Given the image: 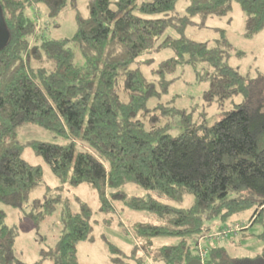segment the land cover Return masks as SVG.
<instances>
[{
    "label": "trees",
    "instance_id": "trees-1",
    "mask_svg": "<svg viewBox=\"0 0 264 264\" xmlns=\"http://www.w3.org/2000/svg\"><path fill=\"white\" fill-rule=\"evenodd\" d=\"M179 1L89 0L87 15L76 12L72 36L50 37L37 5L55 17L75 0H0L10 34L0 49V264H82L79 242L95 239L93 208L78 198L73 209L65 196L82 184L97 192L102 212L115 201L149 211L133 223L145 250L132 253L140 264L148 252L167 264H191L201 236L249 209L242 230L262 221L264 243V71L252 76L228 62L238 52L224 29L207 40L186 35L188 26L228 15L234 2L246 13V34L255 35L264 28V0H185L182 12ZM167 48L173 54L157 59ZM184 65L208 82L203 105L216 103L224 114L207 124L205 115L196 122L181 110L184 127L172 133L176 108L162 98L177 79L168 75ZM27 124L61 140L22 139ZM30 153L56 183L44 182L43 164ZM129 183L146 192L129 194ZM185 194L193 195L189 206L164 201ZM59 203L57 240L33 262L17 256L20 227L8 217L41 227ZM158 236L179 240L154 247ZM220 242L209 246L206 264H264V245L255 255H233ZM108 244L113 262L132 257Z\"/></svg>",
    "mask_w": 264,
    "mask_h": 264
},
{
    "label": "rangeland",
    "instance_id": "rangeland-1",
    "mask_svg": "<svg viewBox=\"0 0 264 264\" xmlns=\"http://www.w3.org/2000/svg\"><path fill=\"white\" fill-rule=\"evenodd\" d=\"M142 0H138L141 2ZM76 7L68 5L59 15L50 17L47 15V8L44 5H37V12L41 18L43 32L50 37H69L72 36L77 29L76 12L87 15L89 12V0H75ZM185 0L178 3L177 10L183 11ZM36 8V7H35ZM35 11V12H36ZM33 14L34 10H33ZM207 26L197 27L188 26L186 35L196 40H207L216 37L221 29L227 32L229 40L238 53L231 54L229 63L237 66L244 74L256 75L258 72L264 71V28L255 35L246 34V13L242 10L238 2H234L233 9L228 15L219 17L211 16L206 20ZM173 32V31H172ZM174 33V32H173ZM173 54L172 49H165L156 55L157 59H162ZM43 63L34 62V65H42ZM168 77H176V81L171 85L170 91L163 96L162 100H172L171 105L176 110L171 115L172 127L171 132L177 133L184 127L182 124L181 110L192 112L194 121H203L205 115L207 124H211L219 120L223 116V111L216 103L210 106L203 105V91L207 88L208 82L203 77H198L195 68L191 65L179 66L177 70L168 75ZM241 97H235L239 100ZM233 106L229 101L224 109H230ZM165 119L160 124H164ZM25 129V128H24ZM26 129L28 135L21 134V138H39L43 140L60 141L61 139L54 136L50 131L34 124H27ZM28 158L33 163H41L44 167V182L54 184L58 181L52 170L45 164L41 157L30 153ZM125 190L129 194L142 195L146 191L136 183H129ZM69 197L73 209L79 208L78 198L87 202L93 208L92 221L94 225L93 234L95 239L92 241H80L78 244V257L82 264H140L134 258L132 253L135 251L136 256H141L145 252L140 245L141 240L133 232V223L138 220L149 218V211L133 209L121 201H115L114 210L110 212H102L99 210V200L97 192L88 186L82 184L78 187L69 188L65 193ZM179 206H189L193 202L192 194H185L182 201H171L164 199ZM61 206L55 213L50 216L41 227L35 225L29 219L16 220L15 217H8L9 222H16L20 227V235L15 242V252L17 256L27 262L35 261L39 256V249L45 244H51L57 240L60 230L62 229ZM60 212V213H59ZM252 209L242 212L233 217L232 224L236 221L249 223ZM214 221H212L213 224ZM219 222L215 220V224ZM230 224V223H228ZM263 229V222L256 221L249 225L247 229L239 231L238 234L223 239L220 243L229 247V251L233 255H255L263 248V241L257 236V233ZM218 230V228L212 229ZM178 238L174 236H158L154 238L153 246L161 244H173L178 242ZM109 242L117 245L122 252L131 255L125 257L122 263H115L111 259ZM143 264H167L155 254L148 252L144 256Z\"/></svg>",
    "mask_w": 264,
    "mask_h": 264
},
{
    "label": "built area",
    "instance_id": "built-area-1",
    "mask_svg": "<svg viewBox=\"0 0 264 264\" xmlns=\"http://www.w3.org/2000/svg\"><path fill=\"white\" fill-rule=\"evenodd\" d=\"M244 227H246L245 223L236 221L233 224H226L218 230L209 231L201 236L198 241V253L201 264H206L208 249L212 243H218L231 235L238 234Z\"/></svg>",
    "mask_w": 264,
    "mask_h": 264
},
{
    "label": "water",
    "instance_id": "water-1",
    "mask_svg": "<svg viewBox=\"0 0 264 264\" xmlns=\"http://www.w3.org/2000/svg\"><path fill=\"white\" fill-rule=\"evenodd\" d=\"M9 35V30L4 18L2 7L0 5V49L7 44ZM191 264H201V261L199 259H194Z\"/></svg>",
    "mask_w": 264,
    "mask_h": 264
},
{
    "label": "clouds",
    "instance_id": "clouds-1",
    "mask_svg": "<svg viewBox=\"0 0 264 264\" xmlns=\"http://www.w3.org/2000/svg\"><path fill=\"white\" fill-rule=\"evenodd\" d=\"M197 259H199V258H197Z\"/></svg>",
    "mask_w": 264,
    "mask_h": 264
}]
</instances>
